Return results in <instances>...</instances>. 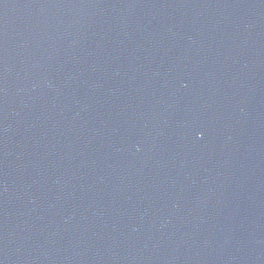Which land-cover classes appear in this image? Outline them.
<instances>
[{
	"label": "water",
	"instance_id": "water-1",
	"mask_svg": "<svg viewBox=\"0 0 264 264\" xmlns=\"http://www.w3.org/2000/svg\"><path fill=\"white\" fill-rule=\"evenodd\" d=\"M0 264H264V0H0Z\"/></svg>",
	"mask_w": 264,
	"mask_h": 264
}]
</instances>
